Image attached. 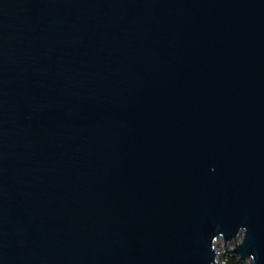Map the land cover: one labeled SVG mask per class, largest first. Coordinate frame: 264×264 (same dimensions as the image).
<instances>
[{"label": "water", "instance_id": "95a60500", "mask_svg": "<svg viewBox=\"0 0 264 264\" xmlns=\"http://www.w3.org/2000/svg\"><path fill=\"white\" fill-rule=\"evenodd\" d=\"M220 241L264 264V0H0V264Z\"/></svg>", "mask_w": 264, "mask_h": 264}, {"label": "rangeland", "instance_id": "374dc122", "mask_svg": "<svg viewBox=\"0 0 264 264\" xmlns=\"http://www.w3.org/2000/svg\"><path fill=\"white\" fill-rule=\"evenodd\" d=\"M235 244L236 243H232V244H229L228 246H227V248L229 249V250H233L234 249V247H235ZM218 250H219V252H220V255H221V258H220V261H219V264H226V262H224V253H225V243L223 242V241H220L219 242V244H218ZM230 256V254H227L226 255V260H227V258ZM247 262L249 263V261L247 260Z\"/></svg>", "mask_w": 264, "mask_h": 264}, {"label": "trees", "instance_id": "16d2710c", "mask_svg": "<svg viewBox=\"0 0 264 264\" xmlns=\"http://www.w3.org/2000/svg\"><path fill=\"white\" fill-rule=\"evenodd\" d=\"M226 264H247V263L242 261L238 256L230 255L226 260Z\"/></svg>", "mask_w": 264, "mask_h": 264}]
</instances>
